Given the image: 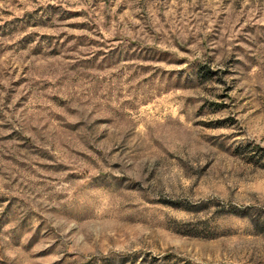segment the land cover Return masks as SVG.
<instances>
[{
    "label": "rangeland",
    "instance_id": "1",
    "mask_svg": "<svg viewBox=\"0 0 264 264\" xmlns=\"http://www.w3.org/2000/svg\"><path fill=\"white\" fill-rule=\"evenodd\" d=\"M0 264H264V0H0Z\"/></svg>",
    "mask_w": 264,
    "mask_h": 264
}]
</instances>
